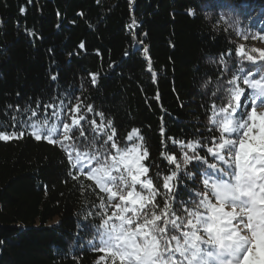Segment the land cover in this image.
Listing matches in <instances>:
<instances>
[{"label":"trees","instance_id":"obj_1","mask_svg":"<svg viewBox=\"0 0 264 264\" xmlns=\"http://www.w3.org/2000/svg\"><path fill=\"white\" fill-rule=\"evenodd\" d=\"M189 8L195 18L185 14ZM229 11L239 24L223 23ZM253 43L264 44V0H0V132L17 131L22 108L39 127L47 113L32 118L31 111L40 103L90 96L114 119L118 142L140 129L153 160L168 168L161 153L178 152L173 140L191 139L209 122L202 105L211 104V92L202 86L217 71L210 60L225 50L237 62L241 51L259 54ZM52 124L59 121L46 127ZM64 156L34 137L0 141V264L99 259L89 243L94 230L77 227L94 197L65 179Z\"/></svg>","mask_w":264,"mask_h":264},{"label":"snow or ice","instance_id":"obj_2","mask_svg":"<svg viewBox=\"0 0 264 264\" xmlns=\"http://www.w3.org/2000/svg\"><path fill=\"white\" fill-rule=\"evenodd\" d=\"M185 14L195 18L191 8ZM226 16L229 27L240 23L231 11ZM210 62L217 71L202 86L211 92V104L202 105L209 122L191 139L173 140L178 152L161 153L168 168L153 160L140 129L127 133L131 147L118 142L114 119L90 96L40 103L31 111L32 118L47 113L39 127L22 108L17 131L0 132V141L34 137L64 152L65 179L94 197L77 227L94 230L96 264H264V51H241L237 62L225 50ZM90 83L97 86L98 77ZM51 120L59 126L47 128Z\"/></svg>","mask_w":264,"mask_h":264},{"label":"rangeland","instance_id":"obj_3","mask_svg":"<svg viewBox=\"0 0 264 264\" xmlns=\"http://www.w3.org/2000/svg\"><path fill=\"white\" fill-rule=\"evenodd\" d=\"M253 48L254 50H256L257 52H261L264 51V44H260V43H253ZM139 143V142H138ZM132 145H130L129 147H131Z\"/></svg>","mask_w":264,"mask_h":264}]
</instances>
